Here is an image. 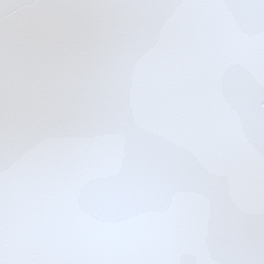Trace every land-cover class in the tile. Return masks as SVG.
Segmentation results:
<instances>
[{
  "label": "water",
  "instance_id": "1",
  "mask_svg": "<svg viewBox=\"0 0 264 264\" xmlns=\"http://www.w3.org/2000/svg\"><path fill=\"white\" fill-rule=\"evenodd\" d=\"M0 264H264V0H0Z\"/></svg>",
  "mask_w": 264,
  "mask_h": 264
}]
</instances>
